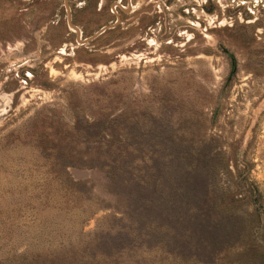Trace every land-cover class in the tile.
Wrapping results in <instances>:
<instances>
[{"label": "rangeland", "instance_id": "374dc122", "mask_svg": "<svg viewBox=\"0 0 264 264\" xmlns=\"http://www.w3.org/2000/svg\"><path fill=\"white\" fill-rule=\"evenodd\" d=\"M114 2L78 43L0 0V264H264V0H67L80 40ZM87 116L119 166L65 184L36 142Z\"/></svg>", "mask_w": 264, "mask_h": 264}, {"label": "trees", "instance_id": "16d2710c", "mask_svg": "<svg viewBox=\"0 0 264 264\" xmlns=\"http://www.w3.org/2000/svg\"><path fill=\"white\" fill-rule=\"evenodd\" d=\"M112 120L107 124L109 127L114 124ZM105 122L106 120L99 122L93 116H87L82 123L74 119L72 121V133L75 134H72V149L65 151L62 149V145L67 144L62 138H43L36 142L37 155L44 161H48L54 173L59 175L60 182H64L65 184L68 182L65 170L69 166L96 167L109 172L111 169L119 166L118 139L110 135L107 128L104 131L99 130L94 133L89 131L90 128L97 127V124L101 125L102 129ZM100 149L107 150L101 151ZM60 174L65 176L67 180L62 179ZM74 189L76 190L74 188V181H72V190Z\"/></svg>", "mask_w": 264, "mask_h": 264}, {"label": "water", "instance_id": "95a60500", "mask_svg": "<svg viewBox=\"0 0 264 264\" xmlns=\"http://www.w3.org/2000/svg\"><path fill=\"white\" fill-rule=\"evenodd\" d=\"M63 6L65 8V12H66V22H67V25L75 32V38H76V41L78 43H83V42H86L88 40H91L93 39L96 35L100 34L102 31H104L106 28H111L113 27L117 22H118V16L116 15V20L114 23L110 24V25H105V26H102L100 27L96 32H94L91 36L87 37V38H84L82 40L79 39V30L78 28L73 25L71 23V20H70V12H69V8H68V5H67V0H63ZM233 64V63H232Z\"/></svg>", "mask_w": 264, "mask_h": 264}, {"label": "flooded vegetation", "instance_id": "af4514ba", "mask_svg": "<svg viewBox=\"0 0 264 264\" xmlns=\"http://www.w3.org/2000/svg\"><path fill=\"white\" fill-rule=\"evenodd\" d=\"M127 5H128V3H127ZM115 6H119V8L122 10V11H124V7L122 6V5H120V4H117V2H114L113 4H111V10L115 13V20H116V15L118 16V14L116 13V11L114 10V7ZM72 18H71V14H70V20H71ZM118 19H119V17H118ZM118 22H119V20H118Z\"/></svg>", "mask_w": 264, "mask_h": 264}]
</instances>
